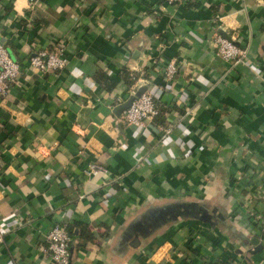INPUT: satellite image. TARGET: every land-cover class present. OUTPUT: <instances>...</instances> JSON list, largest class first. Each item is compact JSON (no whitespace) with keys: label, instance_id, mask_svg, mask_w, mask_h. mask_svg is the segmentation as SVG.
I'll return each mask as SVG.
<instances>
[{"label":"crops","instance_id":"0c3cea01","mask_svg":"<svg viewBox=\"0 0 264 264\" xmlns=\"http://www.w3.org/2000/svg\"><path fill=\"white\" fill-rule=\"evenodd\" d=\"M0 40L22 68L0 97V264H51L56 223L70 264H264V0H0ZM55 45L63 69H28ZM145 82L164 112L123 124Z\"/></svg>","mask_w":264,"mask_h":264},{"label":"built area","instance_id":"2783aa9c","mask_svg":"<svg viewBox=\"0 0 264 264\" xmlns=\"http://www.w3.org/2000/svg\"><path fill=\"white\" fill-rule=\"evenodd\" d=\"M168 3L181 2L183 0H165ZM215 43V54L221 60L236 66L243 61L245 51L240 49L230 38H226L220 33H215L213 37ZM28 69L36 74L44 75L63 69L68 58L62 45H55L51 49H36L28 58ZM164 62L162 68L164 79L172 81L177 72V66L173 60H164L158 58L156 63ZM160 68V67H159ZM21 65L15 61L9 54L4 42L0 40V97H5L10 87L18 80L21 74ZM132 79H135L132 76ZM157 98L155 94L146 90L135 98L130 106L125 109L119 117V120L126 125L137 128H146L148 123L158 115ZM85 176L94 177L105 175L109 169L97 162L89 163L83 170ZM260 233L264 237V215L260 225ZM3 240V234L0 233V242ZM51 260V264H70V236L67 231V225L56 223L46 234V246L44 248Z\"/></svg>","mask_w":264,"mask_h":264},{"label":"water","instance_id":"95a60500","mask_svg":"<svg viewBox=\"0 0 264 264\" xmlns=\"http://www.w3.org/2000/svg\"><path fill=\"white\" fill-rule=\"evenodd\" d=\"M220 33H222L221 35H223L226 38H229L228 35L225 33V31H220ZM147 90V82H145V84H141L137 87V89L135 91H133L130 96L122 103L118 106L117 110L120 112H123L125 109H127L131 102L137 98L138 96H140V94L144 91Z\"/></svg>","mask_w":264,"mask_h":264},{"label":"trees","instance_id":"16d2710c","mask_svg":"<svg viewBox=\"0 0 264 264\" xmlns=\"http://www.w3.org/2000/svg\"><path fill=\"white\" fill-rule=\"evenodd\" d=\"M157 108H158V114H161L162 112H164V109L161 108V106H159V104L157 103ZM160 112V113H159ZM160 116V115H159Z\"/></svg>","mask_w":264,"mask_h":264}]
</instances>
